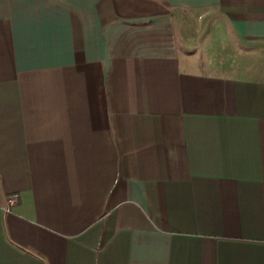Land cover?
Segmentation results:
<instances>
[{
	"label": "crops",
	"instance_id": "0c3cea01",
	"mask_svg": "<svg viewBox=\"0 0 264 264\" xmlns=\"http://www.w3.org/2000/svg\"><path fill=\"white\" fill-rule=\"evenodd\" d=\"M0 264H264V0H0Z\"/></svg>",
	"mask_w": 264,
	"mask_h": 264
},
{
	"label": "built area",
	"instance_id": "2783aa9c",
	"mask_svg": "<svg viewBox=\"0 0 264 264\" xmlns=\"http://www.w3.org/2000/svg\"><path fill=\"white\" fill-rule=\"evenodd\" d=\"M15 201H16V196H15V195H12V196L8 197V199H7L8 208H9V206H11L12 204H14Z\"/></svg>",
	"mask_w": 264,
	"mask_h": 264
}]
</instances>
